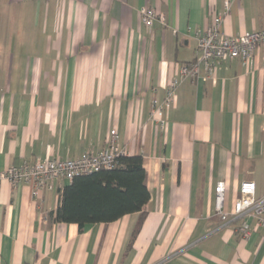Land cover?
Here are the masks:
<instances>
[{
  "label": "crops",
  "instance_id": "obj_1",
  "mask_svg": "<svg viewBox=\"0 0 264 264\" xmlns=\"http://www.w3.org/2000/svg\"><path fill=\"white\" fill-rule=\"evenodd\" d=\"M0 0V171L25 161L76 158L116 129L141 155L150 199L112 222H59L61 189L34 197L0 184V264H264V226L243 241L223 222L215 187L232 211L244 181L264 196V50L253 68L216 64L184 79L165 124L151 117L196 29L221 16V33L264 29V0ZM143 7L166 17L147 27ZM137 230V231H136Z\"/></svg>",
  "mask_w": 264,
  "mask_h": 264
},
{
  "label": "built area",
  "instance_id": "obj_2",
  "mask_svg": "<svg viewBox=\"0 0 264 264\" xmlns=\"http://www.w3.org/2000/svg\"><path fill=\"white\" fill-rule=\"evenodd\" d=\"M225 7L226 12H230V0L226 1ZM141 19L147 27H151L156 19L163 24L166 23V17L150 7L141 9ZM221 23L222 17L216 16L206 29H196V58L183 63L179 77L169 82L165 99L161 103H154L152 107L151 117L158 125L165 124L164 111L174 104L179 84L189 77L199 78L202 67L205 71L204 78H211L216 64L221 61L240 59L243 65L250 69L253 68L256 50L258 48L264 50V29L226 35L221 33ZM125 155H127V150L121 144L120 134L116 129H112L106 146L98 151L87 150L76 158H47L25 161L21 165H11L0 171V184L4 181L13 186L28 184L33 189L34 197H38L42 190L53 188L57 180L71 181L82 174L114 169L119 165V158ZM225 191V182H218L215 187L216 210L223 222H237V233L243 241H248L256 226L253 223L264 226V196L257 197L255 182L244 181L233 210L227 211Z\"/></svg>",
  "mask_w": 264,
  "mask_h": 264
},
{
  "label": "trees",
  "instance_id": "obj_3",
  "mask_svg": "<svg viewBox=\"0 0 264 264\" xmlns=\"http://www.w3.org/2000/svg\"><path fill=\"white\" fill-rule=\"evenodd\" d=\"M145 178L141 155L120 157L114 169L76 176L61 189L55 219L75 223L82 230L88 224L112 222L142 211L150 199Z\"/></svg>",
  "mask_w": 264,
  "mask_h": 264
}]
</instances>
